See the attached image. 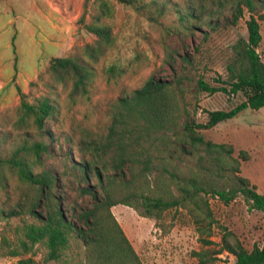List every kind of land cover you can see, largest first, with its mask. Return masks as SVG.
<instances>
[{
	"label": "rangeland",
	"instance_id": "rangeland-1",
	"mask_svg": "<svg viewBox=\"0 0 264 264\" xmlns=\"http://www.w3.org/2000/svg\"><path fill=\"white\" fill-rule=\"evenodd\" d=\"M99 1H105L103 22L110 25L113 40L93 64L95 69L87 94L69 99L66 88L58 85L50 90L36 78L33 80L36 85L24 87L28 100L44 92L52 93L55 98L56 111L45 119L43 134L31 133V139L41 140L46 145L35 171H47L55 177L52 191L60 197L65 219L76 226L82 225L77 219L78 213L93 204L91 195L81 189L88 185L96 190L98 187L92 174L85 181L76 176L71 166L80 156L90 159L94 156L109 158V154L97 146L105 140L111 121L109 108L115 99L129 96L149 78L171 83L177 104V127L168 135L170 140H175L177 147L167 158L164 167L182 177L197 169L196 158L202 154L201 146L192 149L185 143L184 122H204V110L228 109L244 98L240 92L208 93L197 87L198 79L214 86L220 85L217 81L227 82L229 79L226 65L234 55L236 40L246 37L245 20L249 14L242 9V15L232 23L231 13L235 0H168L152 22L130 5L115 0H92L86 18L89 11L97 10ZM25 2H0V9L5 5L15 6L11 12L13 15L9 11L0 13V26L8 17L12 20L6 26L10 42L7 54L12 60L15 58V65H3L6 68L3 72H11L13 75L7 86L13 81L24 86L22 82L20 84L21 79L31 74L33 68L39 70L43 67L50 56L67 55L76 46L93 39L91 34L80 30L76 22L82 11V0H36L37 4L45 5V10L54 7V15L64 17L65 30L54 33L46 29V23L58 21L50 16L48 18L51 23L40 20L35 13L29 12ZM24 4L26 8L21 13L19 10ZM262 11L256 6L254 15ZM23 17L36 26V37L32 41L27 35V25L24 27L22 23ZM259 32L260 42L256 51L264 63V17L259 20ZM39 33H47L50 37L48 40L58 43L57 48L44 44L42 39H38ZM0 51L5 61L4 49ZM111 64H118L123 72L114 77L104 74V67ZM7 86L2 89L4 92ZM3 110L0 109V114ZM197 133L205 140L230 145L232 156L238 161V175L246 178L258 193L264 195V107L257 110L247 107L233 118L208 129H198ZM19 139L20 135L0 142V155L7 156ZM82 141L85 143L83 146ZM181 143L185 148L183 152L178 149ZM2 176L6 187L0 188V236L11 238L15 227L22 220L31 221L32 218L26 214L7 215V212H16L19 208L22 201L20 194L26 185L19 182L14 172L7 168L2 169ZM157 178L162 179L163 186L171 194H177L174 184L165 173ZM204 198L214 221L207 236L210 244L207 245L199 240L205 234H198L189 208L202 214L191 204L162 211L157 217L142 216V207L133 209L123 204H115L109 210L142 264H196L198 257L194 253L205 249L207 254L203 258L206 257L207 262L204 264H234L225 251L215 253L220 246L223 229L234 233L246 249H250L253 243L262 242L264 215L261 211L248 208L240 194L227 204H223L216 196L206 195ZM69 240L70 246L62 260H49L45 264H83L81 240L73 233L69 234ZM34 251L35 259H39L44 249L36 245ZM16 259L0 255V264H14Z\"/></svg>",
	"mask_w": 264,
	"mask_h": 264
},
{
	"label": "trees",
	"instance_id": "trees-1",
	"mask_svg": "<svg viewBox=\"0 0 264 264\" xmlns=\"http://www.w3.org/2000/svg\"><path fill=\"white\" fill-rule=\"evenodd\" d=\"M115 1L132 6L151 22L168 2ZM90 2L92 0H82V11L76 22L78 28L91 34L93 39L76 46L67 55L51 56L44 70L36 75L37 81L50 90L58 85L66 88L69 99L87 94L94 74L93 64L113 40L110 25L103 22L105 1H99L97 10L89 11L86 18ZM256 6L263 11L254 15ZM193 7L196 8V5ZM242 9L249 13L245 20L246 37H239L234 44V55L226 65L228 81H217L220 85L214 86L198 79L197 87L208 93L240 92L244 98L228 109L204 110V122H184L185 143L192 149L202 147V154L196 158L197 169L180 177L164 167L177 147L175 140H170L168 135L177 127V104L171 83L149 78L129 96L119 97L111 103V121L105 140L97 146L108 153L109 158L80 156L71 166L76 176L85 181L92 174L98 187L96 190L88 185L81 189L93 199L92 206L77 215L81 226L65 219L60 197L52 191L55 177L47 171H35L46 145L41 140L31 139V133L43 134L45 119L56 111L55 98L52 93L44 92L28 100V94L16 88L17 103L4 108L0 114V142L18 135L21 139L11 147L7 156L0 155V188L6 187L2 169L14 172L16 179L26 186L20 194L22 201L19 208L16 212H7V215L26 214L32 220H22L15 227L13 237L0 236L1 256L17 257L14 264H45L49 260H62L70 246L69 234L73 233L81 240L83 264H142L109 210L115 204L133 209L142 207L140 214L148 217H157L162 211L191 204L202 214L189 208L198 234H205L199 238L204 245L210 244L207 236L214 223L204 196H216L227 204L240 194L248 208L261 211L264 215V195L258 193L246 178L238 175V161L232 156V147L205 140L197 133L198 129H208L233 118L247 107L253 110L264 107V63L256 51L260 42L259 20L264 17V0H235L232 23L242 15ZM103 72L114 77L119 76L123 68L111 64L105 66ZM35 82L29 81L28 85H36ZM178 149L183 152L184 144L181 143ZM239 153L242 154V151ZM164 173L174 184L176 195L163 186L161 178H157ZM150 176H153L152 180ZM36 245L44 249L39 259L34 257ZM221 251L232 255L234 264H264V239L246 249L234 233L223 229L220 246L215 253ZM194 254L198 257L196 264L207 262L206 257L203 258L207 254L206 249Z\"/></svg>",
	"mask_w": 264,
	"mask_h": 264
},
{
	"label": "crops",
	"instance_id": "crops-1",
	"mask_svg": "<svg viewBox=\"0 0 264 264\" xmlns=\"http://www.w3.org/2000/svg\"><path fill=\"white\" fill-rule=\"evenodd\" d=\"M5 1L6 0H0V2H5ZM25 4H26V6L29 7V10H30L29 12L35 13V15H37L39 19L41 18L43 20L50 22V20L48 18V16H50V18H55V21H58L59 24L56 22H54V23L52 22L53 24H49V23L45 22L47 24L46 29L48 31L54 33V32H57V30H65L64 17L63 16H61V17L55 16L54 13L52 12V10H54V7H51L49 9L47 8V10H45V5H43L42 3L39 4V2H38V4H39L38 5L36 0H26ZM25 4L22 5V8L20 7L19 12L22 13V11H24V8H26ZM2 7L3 8L0 9V13H6L8 11H9V13H11L12 9L13 8L15 9V6H10V5L9 6L5 5ZM44 10H45V12H44ZM16 13H18V12H16ZM23 18H24V20L22 21V23H23L24 27H26V25H27V29H26L27 35H29L30 40L32 41V39L36 37L35 32H34L36 30V26L34 24H32L31 22L29 23L28 19L26 17H23ZM10 23H12V20H11V17H8L7 19L4 20L3 24L0 26V39H2V42L0 43V49L3 48L4 53H5V56H4L5 61H3L2 60V54L0 51V109L16 104L17 100H18V96L16 94V88H19L22 92H24V87L26 85L28 86L29 81H33L36 78V75L40 71V69H42L46 65L45 64L39 70L33 68L31 74L27 75L25 78H22L20 81V84L22 82L24 84V86L19 85V83H17V81H13V83L10 86H7L8 82L12 79L13 75L11 74V72H9V73L3 72V70L5 68V67H3V65L5 64V66H7L10 64L11 65L14 64V60H12L11 57L7 54V50L10 46V42L8 40L9 32L7 31L6 26ZM39 35L40 36H38V39H42L44 44L48 43L51 48H57L58 43H55L54 41L48 40L50 37L47 33H44V34L39 33ZM1 37H3V38H1ZM5 86H7L6 87L7 89L4 92L2 89ZM228 259L234 261V258H232L230 254H228Z\"/></svg>",
	"mask_w": 264,
	"mask_h": 264
}]
</instances>
